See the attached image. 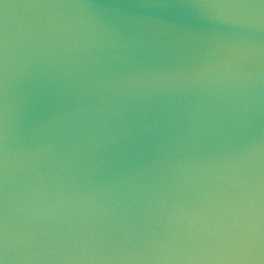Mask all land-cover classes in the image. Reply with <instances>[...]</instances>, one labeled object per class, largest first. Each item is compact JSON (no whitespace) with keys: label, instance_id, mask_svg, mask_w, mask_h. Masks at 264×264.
Returning <instances> with one entry per match:
<instances>
[{"label":"water","instance_id":"1","mask_svg":"<svg viewBox=\"0 0 264 264\" xmlns=\"http://www.w3.org/2000/svg\"><path fill=\"white\" fill-rule=\"evenodd\" d=\"M0 264H264V0H0Z\"/></svg>","mask_w":264,"mask_h":264}]
</instances>
